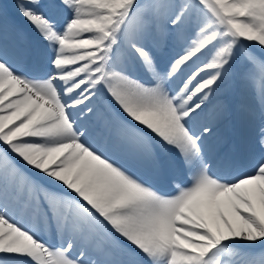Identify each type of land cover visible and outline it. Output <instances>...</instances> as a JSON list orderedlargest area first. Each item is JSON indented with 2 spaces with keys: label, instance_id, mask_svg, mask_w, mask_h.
<instances>
[{
  "label": "snow or ice",
  "instance_id": "obj_1",
  "mask_svg": "<svg viewBox=\"0 0 264 264\" xmlns=\"http://www.w3.org/2000/svg\"><path fill=\"white\" fill-rule=\"evenodd\" d=\"M0 264H264V0L0 7Z\"/></svg>",
  "mask_w": 264,
  "mask_h": 264
},
{
  "label": "bare ground",
  "instance_id": "obj_2",
  "mask_svg": "<svg viewBox=\"0 0 264 264\" xmlns=\"http://www.w3.org/2000/svg\"><path fill=\"white\" fill-rule=\"evenodd\" d=\"M0 7L7 8L9 12L12 11V4L10 3V0H0Z\"/></svg>",
  "mask_w": 264,
  "mask_h": 264
},
{
  "label": "rangeland",
  "instance_id": "obj_3",
  "mask_svg": "<svg viewBox=\"0 0 264 264\" xmlns=\"http://www.w3.org/2000/svg\"><path fill=\"white\" fill-rule=\"evenodd\" d=\"M10 3L12 4L13 3V0H10Z\"/></svg>",
  "mask_w": 264,
  "mask_h": 264
}]
</instances>
